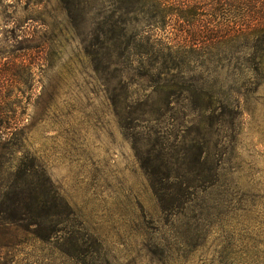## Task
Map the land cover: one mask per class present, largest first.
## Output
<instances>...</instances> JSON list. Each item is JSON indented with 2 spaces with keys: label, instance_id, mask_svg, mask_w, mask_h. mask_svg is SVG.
Masks as SVG:
<instances>
[{
  "label": "rangeland",
  "instance_id": "374dc122",
  "mask_svg": "<svg viewBox=\"0 0 264 264\" xmlns=\"http://www.w3.org/2000/svg\"><path fill=\"white\" fill-rule=\"evenodd\" d=\"M123 6L0 0V264H264V42L176 48L181 34L134 15L155 67L136 96L182 78L215 106L180 100L150 125L172 162L177 135L210 140L209 174L155 195L113 115L114 97L126 117L123 87L97 38Z\"/></svg>",
  "mask_w": 264,
  "mask_h": 264
},
{
  "label": "trees",
  "instance_id": "16d2710c",
  "mask_svg": "<svg viewBox=\"0 0 264 264\" xmlns=\"http://www.w3.org/2000/svg\"><path fill=\"white\" fill-rule=\"evenodd\" d=\"M118 2L124 6L110 11V20L96 28L97 38H101L102 48L107 52L109 65L118 74L117 79L123 87L126 117L116 110L117 102L114 101V97L111 104L113 115L119 121L121 129L129 132L127 136L132 139L131 149L155 195L159 187L174 195L183 189L186 177L192 176L197 179L202 178V174H209L210 140L206 137L190 138L177 135L180 141L174 145L177 157L172 162L171 158L166 159V148L159 140L161 137L150 125L158 126L162 121L169 122L166 115L180 100L193 98L199 105H204L202 109L209 112V116L215 112V106L211 95L197 94L191 86L181 85L184 84L182 78L179 82L169 80L157 88L150 86L151 93L140 100L132 89L138 87L141 89L145 86L142 85V81L152 78L155 67L145 61L146 58L150 60L149 51L140 49L138 42L141 36L133 32L130 22L135 20L134 15L137 13L146 16L151 11L161 20L159 25L161 28H169L181 34L176 48L187 47L192 50L197 48L199 52L215 43L229 40L241 39L247 42L256 40L257 43H263L264 0H118ZM62 14L67 23L73 11L67 8L62 10ZM147 19L151 21L150 16ZM149 39L150 35L145 37V40ZM150 47L157 50L163 46L160 47L158 42L152 40ZM119 58H122L120 64ZM119 65H122V71L117 70ZM172 70L174 68L167 65L166 70L160 75L168 78ZM133 78H136V81ZM163 80L166 81V78ZM156 94L160 98L156 99ZM4 125L6 124L0 121V131ZM210 127H213V123ZM44 219V215H37L32 220L35 221L33 225L41 226Z\"/></svg>",
  "mask_w": 264,
  "mask_h": 264
}]
</instances>
